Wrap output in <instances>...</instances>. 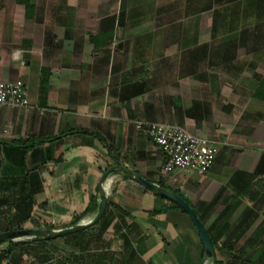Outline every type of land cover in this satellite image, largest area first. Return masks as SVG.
I'll list each match as a JSON object with an SVG mask.
<instances>
[{
  "label": "crops",
  "instance_id": "obj_1",
  "mask_svg": "<svg viewBox=\"0 0 264 264\" xmlns=\"http://www.w3.org/2000/svg\"><path fill=\"white\" fill-rule=\"evenodd\" d=\"M186 1L177 2L186 9L185 16H199L201 13L194 14L200 7L198 0H192L195 9ZM151 2L152 11L147 2L139 6L142 15L137 26L147 25V34L167 33L166 22L175 15L174 8ZM33 5L28 18L23 8L0 9V82H23L28 99L26 109L0 107V229L70 227L74 215L97 202L101 175L117 164L169 188L170 182L181 181L187 190L180 194L192 206L200 200H217L202 224L210 241L215 240L214 260L264 264V152L237 157L219 154L204 176L179 175L167 182L152 177L154 169L160 173V151L136 131L133 120L115 123L120 121L115 120V91L103 90L105 79L115 85L110 76L115 58L110 55L107 66L98 58L105 43L94 49L89 37L73 42L67 35L64 41L74 45L59 46L44 28L45 21H38L41 14ZM195 112H181L180 119L172 121L175 123H165V114L143 121L178 125L203 136L195 133L192 123L201 125L208 110L204 107ZM25 140L43 143L25 152L17 144ZM217 163L224 166V172L214 175L211 171ZM257 168L262 171L259 175ZM107 180L106 200L112 204L93 227L48 243L38 240L14 249L2 244L0 264H200L203 247L187 217L177 211L152 216L166 202L123 175H111ZM112 205L130 218L120 217ZM27 208L29 217L24 222ZM95 211L96 206L80 221H90Z\"/></svg>",
  "mask_w": 264,
  "mask_h": 264
},
{
  "label": "rangeland",
  "instance_id": "obj_2",
  "mask_svg": "<svg viewBox=\"0 0 264 264\" xmlns=\"http://www.w3.org/2000/svg\"><path fill=\"white\" fill-rule=\"evenodd\" d=\"M151 1L32 0V3L41 14L38 21H45L44 28L54 35V42L59 46L64 43L74 45L73 42L83 40L84 35L88 39L91 35L112 31L98 58L105 60L104 66H107L110 55L115 58V73L110 72L115 85L112 87L114 81L110 80L112 83L109 84L105 79L103 88L115 91V120H120L115 123L124 119L143 121L164 114L165 123H175L172 121L180 119L181 112L185 115L192 110V115H196L195 111L206 107L208 114H204V122L192 124L196 127L195 133L219 141V154L237 157L264 152V103L250 96L255 81L251 70L264 76V49H256L262 45L258 40L260 37H255L258 27L257 32L262 38L264 16L243 19L240 6L236 8L238 13L231 18L232 22L230 18L226 23L222 20L213 22L212 11L187 17L186 9L177 5L182 0H157V5L167 3L168 7H173L175 17H168L167 33L147 34V25L137 26L142 15L138 10L147 2L152 11L154 2ZM204 5L206 2H202ZM192 7L195 8V3ZM22 8L15 0H0V9L21 11ZM169 15L166 12V16ZM192 28L194 30H189ZM67 35L73 37V42L64 41ZM185 44L209 47L208 54L203 56V62L192 76L182 72L180 67ZM252 64L254 69L250 68ZM111 66L113 69V64ZM105 73L108 75V71ZM200 103L204 105L202 108ZM188 129L193 130L192 127ZM235 164L232 162L233 166ZM223 167L217 163L211 172L218 175L224 172ZM152 177L169 181V177H163L157 168ZM180 182H170L169 185L173 190L186 192L187 185ZM261 192L264 200V186Z\"/></svg>",
  "mask_w": 264,
  "mask_h": 264
},
{
  "label": "trees",
  "instance_id": "obj_3",
  "mask_svg": "<svg viewBox=\"0 0 264 264\" xmlns=\"http://www.w3.org/2000/svg\"><path fill=\"white\" fill-rule=\"evenodd\" d=\"M188 4L191 5L192 0H187L186 1ZM15 3L19 6H22L24 11H25V16L28 18L29 16H32L33 12H34V5L31 3V0H15ZM198 3L200 4V8H197L198 11H195L194 14H199L205 11H212V18H213V22H217V20H222V22L226 23V20H229L230 18V22L233 21V19L231 20V18H233L238 11L236 12V8L240 7L242 8V11H240V14L242 13L243 15V19L245 18H250V17H258L259 15L264 16V0H206V5L202 6V2L201 0H198ZM189 7V6H187ZM216 7V8H215ZM195 9V8H194ZM190 17V16H188ZM242 19V20H243ZM242 22H245V20H243ZM243 26V25H242ZM258 27H256V31H255V37L258 39V37H260L258 40L260 41L262 46H256V49H264V31H263V35L261 38L260 32L258 33ZM264 30V29H263ZM242 31H244V26L242 28ZM259 34V35H258ZM112 35V31L108 32V33H104L102 35H98L95 37L89 36V42L93 45L94 49H97V47H100L99 45L106 41V39L110 38V36ZM100 36V37H99ZM153 40L155 39V36L153 35ZM159 38V37H158ZM228 40H230L229 37H227ZM226 40V39H225ZM227 40V41H228ZM195 42V40H194ZM225 42V41H224ZM209 47L207 45H202L200 47L197 46H191L188 44H185L183 46V50H185L184 52V56H183V65L181 66V71L182 72H186L188 73L190 76L194 75L197 72V67L199 66V64L201 62H203L204 57L206 56L207 53V49ZM255 65L252 64L250 65V68L254 69ZM252 71V75H253V80H255L253 82V89L251 91V98H253L256 101H259L261 103H264V76L263 75H256L254 73L253 70ZM46 84V80H43L42 82V87H44V85ZM138 92V91H137ZM35 140H25V141H20L19 143H17L18 145H21L22 147L25 148V152L28 151L29 149L34 148L35 146H38L40 144L43 143V141H35ZM16 144V145H17ZM109 153V151H108ZM110 154V153H109ZM115 163H119V161L117 159H115ZM262 171H260L259 168L256 169L255 173L256 174H260ZM124 179L132 181L131 179H129L126 176H123ZM158 186H160L161 188L167 189L172 191L173 193H175L176 195L180 196L182 199H184L180 192L178 190H173L169 187H166L162 181H158L157 183ZM152 194V193H150ZM159 198V197H158ZM162 201L166 202V207L163 208V210L159 211V212H152L150 213V215H156L158 213H162V212H168V211H177L178 213L182 214L183 216L187 217L185 215V213L175 204L170 203L162 198H159ZM189 205L190 207L194 210V212L196 213V215L198 216L200 222L203 224V220L204 218L211 212V210L213 209V207L216 205L217 200H211V202L207 203L203 200H200L196 203V207L192 206L186 199H184ZM112 203L108 202L106 207H109ZM96 203L94 202L93 205H91L89 208H87L85 211H83L80 214L74 215V217L72 218V223L71 226L77 224L89 211H93L95 209ZM115 209H117V212L119 213L120 217L122 218H130L129 215H127V213H125L124 211L120 210L119 208H117L115 205H112ZM198 207L200 209L203 210V214H199V210ZM27 213L25 214L23 220L25 222V220L28 219L29 217V212L30 209L27 208ZM188 218V217H187ZM190 221V220H189ZM191 223V221H190ZM192 225V223H191ZM193 226V225H192ZM14 228V227H13ZM12 227L6 228V229H0V232H13V231H17V230H21L22 227L20 225V227H16V230H13ZM46 230H53V228L51 227H44ZM194 228V227H193ZM35 243L38 242V240H31L25 243H8V249H14L23 245H27L29 243ZM44 242L48 243L50 242V240H44ZM213 246L215 245V240H211ZM0 245H2V243H0ZM212 264H222L221 262H218L216 260L213 259Z\"/></svg>",
  "mask_w": 264,
  "mask_h": 264
},
{
  "label": "built area",
  "instance_id": "obj_4",
  "mask_svg": "<svg viewBox=\"0 0 264 264\" xmlns=\"http://www.w3.org/2000/svg\"><path fill=\"white\" fill-rule=\"evenodd\" d=\"M0 107L28 108L27 87L21 81L0 82ZM136 131L162 155L160 174L204 176L220 153L219 141L190 134L183 127L150 121H132Z\"/></svg>",
  "mask_w": 264,
  "mask_h": 264
},
{
  "label": "water",
  "instance_id": "obj_5",
  "mask_svg": "<svg viewBox=\"0 0 264 264\" xmlns=\"http://www.w3.org/2000/svg\"><path fill=\"white\" fill-rule=\"evenodd\" d=\"M115 174H120L128 177L134 183H136L141 188H143L145 191L152 193L153 195L178 206L191 221L201 241L203 247V257L200 264H205L207 262L213 261L214 259L213 245L202 223L200 222L198 216L196 215L194 210L190 207V205L184 199H182L180 196L176 195L172 191L161 188L157 184L148 182L134 171L117 164L106 169L99 179L96 188L97 190L96 211L93 218L90 221L87 222L79 221L77 224L61 230H46L40 228H31V229L17 230L13 232L0 233V243L8 244V243H20L31 240H55L69 235L80 233L82 231H85L93 227L102 218L106 209L107 200H106V193L104 190L105 183L107 182L109 176Z\"/></svg>",
  "mask_w": 264,
  "mask_h": 264
},
{
  "label": "bare ground",
  "instance_id": "obj_6",
  "mask_svg": "<svg viewBox=\"0 0 264 264\" xmlns=\"http://www.w3.org/2000/svg\"><path fill=\"white\" fill-rule=\"evenodd\" d=\"M113 179V178H112ZM108 181V180H107ZM106 185V184H105ZM112 185V184H111Z\"/></svg>",
  "mask_w": 264,
  "mask_h": 264
}]
</instances>
